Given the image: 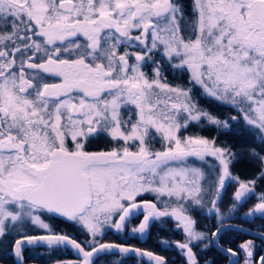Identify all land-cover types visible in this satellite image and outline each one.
Instances as JSON below:
<instances>
[{
  "label": "snow or ice",
  "instance_id": "snow-or-ice-1",
  "mask_svg": "<svg viewBox=\"0 0 264 264\" xmlns=\"http://www.w3.org/2000/svg\"><path fill=\"white\" fill-rule=\"evenodd\" d=\"M234 129L252 138L243 153L220 142ZM245 207L264 220V0H0V251L13 264L28 248L74 253L55 264H170L104 239L157 225L181 237L157 241L181 264H214L212 246L264 264V229L230 223ZM228 232L249 238L232 247Z\"/></svg>",
  "mask_w": 264,
  "mask_h": 264
},
{
  "label": "trees",
  "instance_id": "trees-1",
  "mask_svg": "<svg viewBox=\"0 0 264 264\" xmlns=\"http://www.w3.org/2000/svg\"><path fill=\"white\" fill-rule=\"evenodd\" d=\"M216 106H213L215 108ZM217 115H221L224 117H227L229 114L227 110H222L220 112L216 113ZM200 134L205 135V136H212L215 135V133L208 128H205L204 130L200 131ZM220 142L223 144H228L230 146L234 145L235 150L238 153H243V150L246 148V146L252 144V138L247 135V133L241 134L240 129H234L233 134L229 136H222L220 138ZM256 147L257 150L259 151V142H256ZM239 162L235 164V171L243 178V177H250L252 173L256 170V164L251 161L246 155H239L238 156ZM232 189H229V194L224 198V204L222 205V212H227L228 209V199L230 198ZM247 211V208H242L240 209L236 214V218L231 220L230 223H238L245 228H249L252 230H257V228H262L264 229V220H261L259 218L255 219L252 222H249L247 220L241 219L243 216L244 212ZM196 218L198 219V226L200 230H211L215 224V217H208L204 212L198 211L196 213ZM109 235V234H108ZM161 237H167L170 239H181V237L178 234H173L168 226H155L153 227L151 233L149 234L148 240L145 242L140 243L138 246L152 250L158 254L165 255L169 258L170 264L171 262H175V264H181V257L177 254L175 250H167L164 251L162 250V246L157 243V241ZM106 238V236L104 237ZM224 240H234L235 244H232L230 246L235 247L241 239H247L249 238L247 235H242L238 234L236 232H228L224 234ZM259 241L257 240V243ZM228 246V245H226ZM0 248H7V245L0 246ZM263 253V252H262ZM72 254L69 253L68 255H65L64 250H57L53 251L52 255L48 259H43L39 258L34 260V258L31 255H26V257H29L27 260V264H43V263H55L57 260H65V259H72L73 257L71 256ZM119 256L116 257H108L105 258L104 264H112L113 261L115 260H120L122 259V264H129L131 257L129 258H118ZM203 258H208L210 257V260L214 262V264H225L226 263V257L224 254L217 249L216 247L212 246L208 250H206L202 254ZM14 258L11 256H5L2 251H0V263L2 264H13Z\"/></svg>",
  "mask_w": 264,
  "mask_h": 264
},
{
  "label": "flooded vegetation",
  "instance_id": "flooded-vegetation-1",
  "mask_svg": "<svg viewBox=\"0 0 264 264\" xmlns=\"http://www.w3.org/2000/svg\"><path fill=\"white\" fill-rule=\"evenodd\" d=\"M49 222L52 223L53 227L56 228L57 231H64V232H68V233L73 234V235L77 234V230L70 224L62 223V222L57 221V220H52V221H49ZM133 223L135 224V223H137V221L134 220ZM232 224L238 225L240 227L245 228L244 226H242V225H240L238 223H232ZM246 229H249V228H246ZM250 230H252V229H250ZM26 231H27V229H26ZM32 231L38 232L40 230L34 229ZM252 231H255V230H252ZM107 234H109V235L106 238H104L106 240L116 241V242H125V241H127V243L134 244L137 247H140L138 245L140 243L145 242L146 240H148V237H149V235H148V236H146L144 238L130 239L126 234H117V233H114V232H111V231H110V233H107ZM257 244H259V242ZM52 253L53 252H49L48 249H46V248H35V249L28 248L25 251V256L26 255H31L34 258V260L38 259L37 257L43 258V259H48V258L51 257ZM64 253H65V255H68L69 253H71L72 254L71 256L73 257L72 259L75 258L74 253L72 251H70V250H64ZM261 254H264V252L261 253ZM129 257H131L129 264H137V259L134 256L124 257V259L125 258H129ZM118 258H121V257H118ZM207 259H210V257H208ZM0 264H2V263H0ZM32 264H36V263H32ZM43 264H48V262L47 263H43ZM50 264H55V263H50ZM225 264H229V261H228L227 258H226V263Z\"/></svg>",
  "mask_w": 264,
  "mask_h": 264
},
{
  "label": "rangeland",
  "instance_id": "rangeland-1",
  "mask_svg": "<svg viewBox=\"0 0 264 264\" xmlns=\"http://www.w3.org/2000/svg\"><path fill=\"white\" fill-rule=\"evenodd\" d=\"M225 213H227V212H225ZM26 230V229H25ZM28 230V229H27ZM108 233H110V232H108ZM108 236V234L106 235V237Z\"/></svg>",
  "mask_w": 264,
  "mask_h": 264
},
{
  "label": "water",
  "instance_id": "water-1",
  "mask_svg": "<svg viewBox=\"0 0 264 264\" xmlns=\"http://www.w3.org/2000/svg\"><path fill=\"white\" fill-rule=\"evenodd\" d=\"M218 249V248H217ZM220 250V249H219Z\"/></svg>",
  "mask_w": 264,
  "mask_h": 264
}]
</instances>
